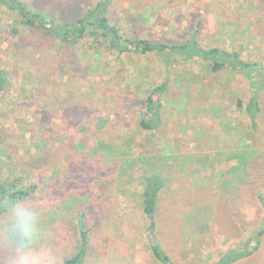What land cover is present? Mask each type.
<instances>
[{"label":"rangeland","instance_id":"374dc122","mask_svg":"<svg viewBox=\"0 0 264 264\" xmlns=\"http://www.w3.org/2000/svg\"><path fill=\"white\" fill-rule=\"evenodd\" d=\"M28 1L61 14L56 5L64 7L69 0ZM110 11L125 35L169 41L202 17L204 45L237 49L245 59L264 62V0H115ZM15 27L20 32L14 33ZM21 38H41L43 44L18 47ZM63 56L69 60L60 67ZM0 73L6 81L0 95V197L8 182L18 188L38 184L33 195H48L52 183L74 164L90 162L79 151L84 144L79 137L86 134L71 120V95L89 93L96 113L105 117L86 137L100 140L92 147H100L98 165L107 166L106 172L98 181L89 171L93 190L71 197L72 206L67 197L55 200L50 222L65 257L79 248L78 224L84 216L89 230L85 264L97 257L103 264H162L150 250L141 201L146 166L165 177L152 218L157 240L175 264H215L261 228L264 169L240 168L233 157L253 145L254 159L264 166L259 156L264 154V90L254 129L248 118L236 117V99L249 100L242 75L211 71L201 61L173 59L169 67L154 52L95 53L88 42L62 46L47 31L24 29L5 6H0ZM164 83V91H157ZM152 93L162 102V120L158 128L144 130L139 120ZM43 107L49 112H41ZM42 120L45 126L39 125ZM133 157L140 160L128 169L131 175L123 174L122 165ZM109 175L113 184L101 195L97 187ZM232 264H264V236L256 252Z\"/></svg>","mask_w":264,"mask_h":264},{"label":"trees","instance_id":"16d2710c","mask_svg":"<svg viewBox=\"0 0 264 264\" xmlns=\"http://www.w3.org/2000/svg\"><path fill=\"white\" fill-rule=\"evenodd\" d=\"M114 1L115 0H96L92 3L90 0H69L64 7L56 5V7L60 8L61 14H59L53 6L48 11L40 6L34 8L28 0H0V6H5L7 11L13 13L16 20L24 29L35 28L36 30L47 31L53 40L62 46L67 44L76 46L82 42H88L95 53L103 49L110 53H117L118 55L130 52H140L143 54L154 52L164 61L165 65L169 67L173 59H180L190 63L201 61L206 64L211 71L219 72L229 69L240 74L246 79L249 85V100L245 101L242 97L236 99V106L239 112L236 117L248 118L253 122V128L256 129L259 115L262 111L261 94L264 90V62L261 63L245 59L242 53L237 49H227L218 45H204L202 41H200L202 17L198 18L199 20L195 26H189L187 31L183 30V32H179L178 39L174 41L162 38L152 39L138 35H125V33L122 32V28L116 22H113L110 14V6ZM13 32L17 33L20 32V30L18 27H15ZM46 37L45 35V37L41 38L46 39ZM41 38L33 40L21 38L18 47L27 46L38 49L39 46L43 44ZM23 40L25 43H23ZM23 58L26 57L23 56ZM58 60L60 67H63L66 66L65 64L67 60H69V57L63 56ZM87 70L88 67H85L79 72L85 77L87 76ZM5 82L4 75L0 73V95L5 90ZM165 88L166 83L158 87L157 91L163 92ZM73 96H70V101L68 103V111L71 115V120L76 125L80 124V131L86 134L85 137H79V139L82 138L84 141V144L80 146L81 149L77 145H75V147H78L80 152H85L83 156L89 159L90 162L87 163L81 159L74 164L73 168L67 170L65 177L62 178L60 176L58 181L52 183V190L54 188V191L48 194L54 200L67 197L69 199L67 201L71 206L76 203L75 199L71 197L76 194L84 195V193L93 190L89 185V171H91L92 178L99 181L97 178L101 174H104L107 169V166H105L104 169L101 170L98 165V158H100V155H97V152L101 150L100 147H97V149L92 147L93 142L99 143L100 140L90 142L91 138L86 137L92 134L90 127L97 125L99 120L105 121V117H102L100 113H96L93 104L89 101V93H79L75 98ZM144 105L145 109L139 120L140 127L144 130L158 128L162 120V102L159 97L156 98L154 93L150 94L146 97ZM40 111L49 112V110L44 107L40 108ZM39 125L45 126V121L42 120ZM247 134L249 133L245 135ZM243 137L245 138L244 135ZM244 142L245 139L242 140L243 144ZM245 146H247V144ZM92 149L94 150L92 151ZM46 152L49 157L54 154H52L50 149ZM254 156H256V152L254 146L251 145L249 147H244L243 150L237 153L233 158L237 159L238 167L245 168L246 170L252 169L258 172L264 169V166H260L259 160L254 159ZM259 156H264V154L262 153ZM43 157L45 160L48 159L46 156ZM118 160L120 161V159ZM138 160L140 159L133 157L127 161L125 166L122 165L124 168L122 173L131 175L128 169L138 162ZM116 166L117 164H114L115 168H111V175L114 173ZM111 175L107 176L109 179L108 181H100V185L97 188L101 195L106 193L110 186L109 184H113L114 177ZM142 178L140 194L142 195L143 212L149 220L146 230L150 237V250L153 256L162 264H175L171 257L163 250L161 243L157 240L156 220L152 218V215L158 208L159 196L165 184L164 174L160 170L157 172L156 169L146 166ZM131 183L133 184L132 181ZM7 184L8 186L5 187ZM37 186L38 184H33L28 187L18 188L15 184L9 185V182L4 183L2 186L5 188L3 190L4 193H2L0 198L7 199L9 197L32 196L36 192ZM258 200L260 205L264 206V195L262 192L260 193V191ZM83 217L84 216L81 217L78 224L79 248L73 254L65 257L66 264H85L86 262L89 249V230ZM263 236L264 222L261 228L253 234V237L246 241L241 249L227 252L215 264H232L242 258L252 255L260 248Z\"/></svg>","mask_w":264,"mask_h":264},{"label":"clouds","instance_id":"9594fccd","mask_svg":"<svg viewBox=\"0 0 264 264\" xmlns=\"http://www.w3.org/2000/svg\"><path fill=\"white\" fill-rule=\"evenodd\" d=\"M55 204L43 192L0 198V264H66L50 222ZM92 264H103V258H95Z\"/></svg>","mask_w":264,"mask_h":264}]
</instances>
